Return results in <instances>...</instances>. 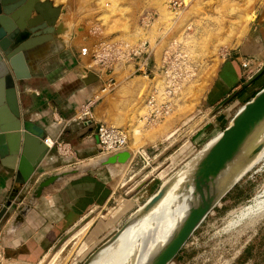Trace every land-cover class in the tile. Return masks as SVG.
<instances>
[{
	"label": "rangeland",
	"instance_id": "1",
	"mask_svg": "<svg viewBox=\"0 0 264 264\" xmlns=\"http://www.w3.org/2000/svg\"><path fill=\"white\" fill-rule=\"evenodd\" d=\"M172 1L180 2V8L170 9ZM67 2L62 0V4ZM83 5L90 20L92 18L89 25L97 38L92 55L98 44L120 42L134 49L144 45L149 58L150 70L147 68V72L150 82L143 79L139 95H130L134 99L128 100L122 93L117 101H112L114 111L110 116L114 121L120 119L126 123L129 117L132 120L137 116L141 122L131 131L125 123L117 126L129 131L127 150L132 153L130 160L122 166L104 164L94 170H108L110 179L116 183L112 198L107 205L86 217L81 226L88 227L82 234L71 238L77 229L68 232L39 264H84L94 251L124 228L167 179L229 125L247 100L264 88V68L262 76L251 81L242 94L238 95L240 90L230 93L220 103L213 102L215 97L211 88L220 64L252 33L258 32V13L264 10V0H85ZM180 52L186 56L187 62L182 63L179 59ZM166 53L171 55L172 73L189 72V77L182 82L168 115L161 121L148 123L150 107L146 98L153 83L159 81ZM93 68L96 67L90 64L87 72L93 74ZM110 75L114 77V73ZM105 90L107 93L108 89ZM162 93L163 97L166 96L161 86L159 96ZM99 103H92L90 107L94 121V109ZM81 105L72 113L71 124L84 125V120L77 118L82 112ZM117 114L120 117L117 118ZM166 122L169 125L165 132H171V137L159 139L152 146L140 143L148 134L159 133ZM96 123L112 126L105 121ZM135 134L139 135L133 139L131 135ZM139 147L142 148L140 151L147 150L146 160L136 154ZM53 149L64 155L56 146ZM70 152L63 157L77 162L72 147ZM102 159L104 156L98 150L93 158L80 161L71 169L89 167ZM263 186L264 165L261 161L218 201L171 264H234L248 246L251 250L246 254L247 258L255 264H264V213L250 220L238 219L239 210L249 205ZM92 231L100 234L93 238Z\"/></svg>",
	"mask_w": 264,
	"mask_h": 264
},
{
	"label": "crops",
	"instance_id": "2",
	"mask_svg": "<svg viewBox=\"0 0 264 264\" xmlns=\"http://www.w3.org/2000/svg\"><path fill=\"white\" fill-rule=\"evenodd\" d=\"M49 1L53 7L61 9L54 27V38L29 56L30 78L18 83L16 98L21 119L42 128L45 140L72 147L77 162L64 158L53 147L48 150L32 179L0 221V250L5 254L6 263L39 264L69 231L80 225L90 213L107 205L116 183L104 169L66 176L44 189L40 197L33 199L32 195L44 178L66 168L71 169L97 154L94 126L71 124L72 113L82 103L90 100L93 104L100 102L94 109L95 122L105 121L117 127L125 122L111 118L110 113L114 111L112 101H117L122 93L128 100L134 99L131 96L139 95L143 79L150 82L136 72L134 65H118L113 68L114 82L109 86L108 76L93 61L92 50L97 38L89 25L92 18L90 20L83 5L85 0H68L66 4H62V0ZM258 15V32L252 33L215 71L211 85L215 92H212L213 102L220 103L230 93L246 89L248 79L241 66L244 61L264 63V10ZM90 64L96 67L91 71L97 76V82L86 78ZM148 68L150 70V65ZM105 89H108L107 93ZM4 109L8 113L5 106ZM116 116L118 118L120 114ZM140 123L136 116L132 120L129 117L125 125L131 131ZM168 125L166 122L159 133L148 134L140 143L152 146L159 139H168L172 136L171 132H165ZM138 135L131 137L134 139ZM14 166L10 158L0 156V209L11 193ZM99 234L93 232L91 236L94 238ZM249 247H245L241 256L251 250ZM243 264L255 263L248 258Z\"/></svg>",
	"mask_w": 264,
	"mask_h": 264
},
{
	"label": "water",
	"instance_id": "3",
	"mask_svg": "<svg viewBox=\"0 0 264 264\" xmlns=\"http://www.w3.org/2000/svg\"><path fill=\"white\" fill-rule=\"evenodd\" d=\"M60 10L59 7H53L49 0H0V156L8 157L15 163L14 183L7 201L0 209V221L32 179L49 150L45 143V131L31 121L21 119L16 88L19 82L30 78L29 56H33L35 50L53 40ZM262 72L263 70L250 78L245 86ZM86 78L92 82L98 81L91 72H86ZM263 123L264 88L243 104L198 161L193 173L196 203L148 264H171L218 201L235 186L236 183L221 194V189L216 187V179ZM146 152V149L142 150L148 158ZM131 157L132 153L126 149L104 157L95 166L81 169L77 167L50 175L40 181L32 198L40 197L44 189L66 176L105 165H124ZM162 190L163 185L143 204L145 210L161 197ZM81 225L82 223L74 229H80ZM89 259L84 264H88Z\"/></svg>",
	"mask_w": 264,
	"mask_h": 264
},
{
	"label": "bare ground",
	"instance_id": "4",
	"mask_svg": "<svg viewBox=\"0 0 264 264\" xmlns=\"http://www.w3.org/2000/svg\"><path fill=\"white\" fill-rule=\"evenodd\" d=\"M217 137L210 140L196 157L186 162L170 179H167L163 184L161 197L146 210L144 205L141 206L114 238L106 241L92 253L88 264H148L153 255L171 238L189 209L196 203L193 173L198 161ZM261 161L264 165V123L218 176L216 187L221 189L223 194ZM97 164L96 161L88 166ZM261 213H264V186L261 193L253 198L249 205L239 210L238 219L250 220ZM87 227L88 225L81 227L71 238L82 234Z\"/></svg>",
	"mask_w": 264,
	"mask_h": 264
},
{
	"label": "built area",
	"instance_id": "5",
	"mask_svg": "<svg viewBox=\"0 0 264 264\" xmlns=\"http://www.w3.org/2000/svg\"><path fill=\"white\" fill-rule=\"evenodd\" d=\"M170 9L177 10L180 8L181 3L178 1H172L169 3ZM148 52L144 49V45L140 48H131L126 44L120 42L98 44L95 46V51L93 55L94 64L99 67V69L104 71V75L108 76L109 86L113 85V79L111 77V72L113 68L117 65H134L135 70L142 73L146 78L149 77L147 72L149 58L147 56ZM182 63L187 62L186 56L183 53L177 55ZM171 55L165 54L163 58V70H161L158 83H153L150 92L146 98V104L150 107L147 122L155 123L158 120L161 121L173 108L172 101L174 97L179 93L182 82L189 77V72L184 74L174 75L171 71ZM170 61V63H169ZM242 69L245 71L244 76L247 79L252 78L255 74L264 68L263 63L250 64L248 61H244L242 64ZM112 69V70H111ZM149 79V78H148ZM164 89L166 96L163 97V93L159 96L160 88ZM92 105L91 101L81 105V115L77 118L84 120L85 126L94 125L95 135L97 139L98 150L104 157L116 154L128 147V137L127 132L121 127H115L111 125H106L103 123H96L90 112V107ZM45 143L49 149L56 146L58 151H63V156L71 154L69 145L63 144L61 142H51L50 140H45ZM67 147V148H66ZM136 154L141 156L143 160H146V155L142 151H137ZM5 262V254L0 250V264Z\"/></svg>",
	"mask_w": 264,
	"mask_h": 264
},
{
	"label": "trees",
	"instance_id": "6",
	"mask_svg": "<svg viewBox=\"0 0 264 264\" xmlns=\"http://www.w3.org/2000/svg\"><path fill=\"white\" fill-rule=\"evenodd\" d=\"M263 74V73H262ZM262 74L259 76V77H261L262 76ZM258 77V78H259ZM243 90L244 89H242V91H239L238 92V95H240V94H242V92H243ZM249 100H247L246 102H248ZM245 102V103H246ZM249 252V251H248ZM248 252L246 251L245 253H244V255L243 256H241L240 257V259H238V261H237V263L236 264H243L248 258H247V255L246 254H248ZM246 256V257H245Z\"/></svg>",
	"mask_w": 264,
	"mask_h": 264
}]
</instances>
